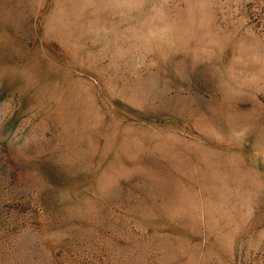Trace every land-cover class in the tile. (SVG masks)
Listing matches in <instances>:
<instances>
[{
	"label": "rangeland",
	"instance_id": "374dc122",
	"mask_svg": "<svg viewBox=\"0 0 264 264\" xmlns=\"http://www.w3.org/2000/svg\"><path fill=\"white\" fill-rule=\"evenodd\" d=\"M0 264H264V0H0Z\"/></svg>",
	"mask_w": 264,
	"mask_h": 264
}]
</instances>
